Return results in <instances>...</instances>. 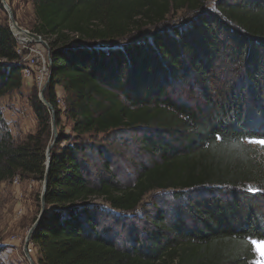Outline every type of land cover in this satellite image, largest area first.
I'll use <instances>...</instances> for the list:
<instances>
[{
	"label": "trees",
	"instance_id": "trees-1",
	"mask_svg": "<svg viewBox=\"0 0 264 264\" xmlns=\"http://www.w3.org/2000/svg\"><path fill=\"white\" fill-rule=\"evenodd\" d=\"M31 1L59 130L30 241L37 264H257L264 147L248 141L264 139V0ZM16 48L0 20V99L22 86ZM29 104L36 132L21 141L0 110V183L44 181L51 114L34 90ZM122 132L138 151L127 178L113 173ZM154 193L168 201L118 232L111 212L133 214Z\"/></svg>",
	"mask_w": 264,
	"mask_h": 264
},
{
	"label": "rangeland",
	"instance_id": "rangeland-1",
	"mask_svg": "<svg viewBox=\"0 0 264 264\" xmlns=\"http://www.w3.org/2000/svg\"><path fill=\"white\" fill-rule=\"evenodd\" d=\"M5 2L11 10L17 26L30 32L29 30L34 22L32 1L5 0ZM212 5L213 0H210L208 7L212 8ZM181 15L183 14L178 13L174 19H181ZM0 20L1 23L7 25L10 29L9 15L1 0ZM173 23H176V21ZM16 49L21 58L20 62L23 71L28 70L30 60L38 59L41 61V58L48 60L47 51L40 45L32 43L22 46L17 42ZM23 71L21 73V88L0 99V110L6 121L7 129L16 141H21L27 135H33L36 132V116L30 107L29 97L34 90L40 100V93L47 81L45 80L42 85L37 83L35 79L36 74H38L36 66H33L30 70L31 76L29 75V77H26ZM232 81H235V76L229 74L223 80V85H228ZM54 91L59 109L63 112L65 93L59 90L57 92L56 89ZM60 121L64 132L69 134V122L62 115L60 116ZM57 131L59 130L57 129ZM116 138L117 145H115L114 149L119 156H114L116 161L113 173L122 178H127L131 169L128 160L130 157L136 156L138 152L136 142L133 140L134 136L131 133L122 132ZM250 144L257 148L264 147L257 143ZM105 147L107 150L109 149L107 143H105ZM42 190L43 182L33 177L17 175L11 180L0 183V264H37L39 257L37 251L31 243L28 244L27 251H25V244L29 230L40 212ZM153 201L162 203L163 201H168V196L163 193L152 194L144 200L141 208L133 214L115 215L116 213L111 212L114 216L119 217V220L125 221L124 225L116 224L117 231H130L131 233L139 231L143 226L146 212H151L150 204ZM95 203L101 202L95 200ZM111 218H113V215ZM106 224L111 225L112 222L110 224L106 222ZM254 251L255 262L257 264H264V258L260 256L255 248Z\"/></svg>",
	"mask_w": 264,
	"mask_h": 264
},
{
	"label": "water",
	"instance_id": "water-1",
	"mask_svg": "<svg viewBox=\"0 0 264 264\" xmlns=\"http://www.w3.org/2000/svg\"><path fill=\"white\" fill-rule=\"evenodd\" d=\"M1 2L8 12L9 19H10V26H11L10 30H11L13 36L16 38L17 42L20 44H32L33 43V44H37V45L42 46L47 51L49 63H51L50 56H49L50 50H49L47 43L45 41H43L40 36L33 34V33H30V32H27V31L23 30L22 28L18 27L16 22H15V19L13 17V14L11 13L10 8L7 6L5 0H1ZM49 80H50V75H48L46 84H45L42 92L40 93V101L43 103V105L47 108V110L51 114V130H52L53 140H52L51 144L48 146L46 154H45V156H46V174H45L44 181H43V190H42V195H41V199H40V212H39V215H38L36 221L34 222V224L32 225V227L29 230L28 237H27L26 244H25V251H27V246L29 243H31L30 242L31 237H32L35 229L37 228V226L39 225L41 219L43 218V216L45 214L44 196H45L46 188H47L48 168L51 164L50 152H51V150H52V148L56 142L57 135H58L57 127L55 124V114H54L53 108L44 98V91L48 86ZM31 264H33V263H31Z\"/></svg>",
	"mask_w": 264,
	"mask_h": 264
},
{
	"label": "built area",
	"instance_id": "built-area-1",
	"mask_svg": "<svg viewBox=\"0 0 264 264\" xmlns=\"http://www.w3.org/2000/svg\"><path fill=\"white\" fill-rule=\"evenodd\" d=\"M22 46H26L27 44H21ZM33 66H36V70L37 73L36 74V81L39 85H42L43 82H45V80H47L48 75H49V59L47 60L46 58H41V61H39L38 59H34V60H30L29 61V66H28V70H24V74L26 77H29V75L31 76V69Z\"/></svg>",
	"mask_w": 264,
	"mask_h": 264
},
{
	"label": "snow or ice",
	"instance_id": "snow-or-ice-1",
	"mask_svg": "<svg viewBox=\"0 0 264 264\" xmlns=\"http://www.w3.org/2000/svg\"><path fill=\"white\" fill-rule=\"evenodd\" d=\"M249 143H257L261 146H264V139H256L253 134H250ZM219 138V137H217ZM250 244L255 248V250L260 254L262 258H264V237L260 239H252L249 240Z\"/></svg>",
	"mask_w": 264,
	"mask_h": 264
},
{
	"label": "crops",
	"instance_id": "crops-1",
	"mask_svg": "<svg viewBox=\"0 0 264 264\" xmlns=\"http://www.w3.org/2000/svg\"><path fill=\"white\" fill-rule=\"evenodd\" d=\"M56 90H57V92H58V90H59L60 92L63 93V90H62V88H60V87H56Z\"/></svg>",
	"mask_w": 264,
	"mask_h": 264
}]
</instances>
